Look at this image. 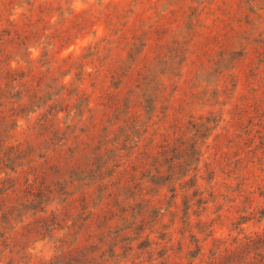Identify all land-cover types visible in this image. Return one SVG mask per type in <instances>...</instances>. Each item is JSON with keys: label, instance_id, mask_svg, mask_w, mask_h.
Returning <instances> with one entry per match:
<instances>
[{"label": "rangeland", "instance_id": "obj_1", "mask_svg": "<svg viewBox=\"0 0 264 264\" xmlns=\"http://www.w3.org/2000/svg\"><path fill=\"white\" fill-rule=\"evenodd\" d=\"M43 1L75 12L85 10L63 35L60 57L80 54L108 32V17L101 14L99 4L113 0H37L35 5ZM205 1L201 15L192 10V2L182 7L189 15L174 10L158 22L140 64L178 42L173 75L164 78V90L152 104L154 112L141 116L151 120L136 134L144 150L166 134L179 161L194 144L198 159L174 169L179 176L188 174L175 189L161 179L122 189L114 174L105 177L109 184L105 191L101 173L85 185L83 172L92 161L102 165L103 149L110 146L111 135L102 129L106 123L90 129L88 148L72 159L64 148L66 158L45 162L37 155L43 153L39 141L47 133L26 129L34 119L23 121L16 138L22 149L32 147L13 165L34 159L37 182L69 180L70 188L65 187L69 195L63 200L49 197L45 212L31 207L4 213L0 264H264V16L253 15L244 0ZM259 12L264 15V7ZM57 27L46 18L39 25L48 31ZM39 52L40 47L33 49L32 56ZM109 53L105 46L99 59L115 57V50ZM104 64L108 70L112 63ZM102 73L101 85L108 87L107 71ZM5 170L0 166V188L14 184L5 201L19 202L23 174L5 175ZM55 204L58 210L51 211ZM254 252L262 256L253 258Z\"/></svg>", "mask_w": 264, "mask_h": 264}, {"label": "trees", "instance_id": "obj_2", "mask_svg": "<svg viewBox=\"0 0 264 264\" xmlns=\"http://www.w3.org/2000/svg\"><path fill=\"white\" fill-rule=\"evenodd\" d=\"M36 2L0 0V137L4 135V138H0V166L6 169L2 171L5 175L11 172L23 174L24 178L18 184L23 186L19 202L5 201L14 184L0 188V218L5 219V212L18 208L29 210L35 207L38 212H45L49 197L63 200L64 196L69 195L65 190V187L70 188L69 180L66 183L57 181L51 184L37 182L33 173L34 159H28L25 164L13 165L26 149L32 147L28 144L22 149L16 134L25 126L23 121L33 119L35 121L32 125L28 122L26 129L47 133V137L39 141L43 145V153L37 155L45 162L52 157L66 158L64 148L68 149L72 159L88 148L86 141L92 138L90 129L106 123L102 129L111 135L108 137V140L111 139L110 146L103 149L101 155L105 156L102 165L92 161L87 171L83 172L85 178L82 181L85 185L90 177L97 178L101 173L104 174L100 176L102 183L105 177L113 178L115 174L122 189L130 185L159 183L157 179L175 189V184L188 174L184 171L179 176L175 167L187 166L191 160H197L195 155L200 156L197 147L190 144L186 157L179 161L174 152L177 148L170 146L166 134H161L162 140L154 144L153 148L147 147L144 150L138 146L141 136L136 132L151 120L148 117L142 119L141 116L154 112L152 104L164 90V78L173 75V65L180 53L178 42L175 47L163 52L157 50L151 61L140 64L145 56L144 48L153 37L154 27L160 25L158 22L164 21L174 10L189 15L182 7L192 2L195 3L192 10H197L201 15L206 10V1L113 0L106 4L100 3L101 14L108 17V32L95 43L86 46L80 54L66 57L59 56L63 49L62 37L85 10L75 12L71 7L53 6L47 1L35 5ZM244 2L249 4L253 15L264 16L261 12L257 13L264 7V3H259V0ZM24 5L28 8L18 13L17 9ZM162 5L164 9H161ZM54 17L58 21H53ZM42 18H46L49 24L57 22L59 27L53 31L39 28ZM105 46H108L109 54L115 50V57L109 55L103 60L99 59L101 49ZM38 47L40 52L33 57L32 50ZM109 62L112 64L107 70L104 63ZM104 70L109 77L108 87L101 85V82H105L101 81ZM129 81H132L131 86L127 85ZM80 125H85L89 131L86 133ZM57 141L61 144L58 145ZM72 142L75 143L73 151ZM91 157L99 158V154ZM108 185L105 182L102 189L107 191ZM56 210L58 208L55 204L51 211ZM21 217L25 221L26 218L23 215ZM151 233L146 234V237L149 238ZM261 254L254 252L253 258Z\"/></svg>", "mask_w": 264, "mask_h": 264}]
</instances>
